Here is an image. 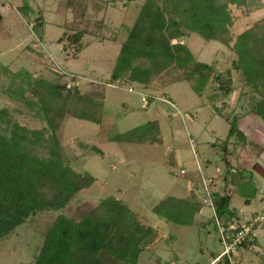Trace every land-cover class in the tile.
<instances>
[{
    "label": "rangeland",
    "instance_id": "1",
    "mask_svg": "<svg viewBox=\"0 0 264 264\" xmlns=\"http://www.w3.org/2000/svg\"><path fill=\"white\" fill-rule=\"evenodd\" d=\"M78 1L81 6H67L65 0H29L34 15L25 19L19 12L24 0H0L3 17L0 23V109H21V114H15L17 120L28 122L32 127L43 125L35 119L26 120L27 113L21 101L4 93L8 88L14 90L16 85L1 67L5 69L7 66L11 73L27 69L36 75H48L49 71L44 67L53 65L54 61L53 69L65 75L68 87L74 83L73 79L78 81L83 92H89L94 86H106L96 121L71 118L59 130L65 157L77 171L89 172L96 179L90 188L73 198L63 213L79 219L101 199H121L139 216L141 223L158 231L155 247L142 253L138 264H211L212 254H220L222 246L213 211L203 197L201 214L196 217L204 224L194 227L166 223L153 213L152 208L165 197L185 198L189 191L202 185V189L206 187L210 194H231V206L244 212H239L241 220L261 221L264 215V177L255 169L264 170L263 123L252 115L241 118L238 129L246 136L245 144L232 137L224 151L229 123L215 114L210 89L199 97L188 81L165 88L158 81L153 92H145L141 87L128 89L106 85L120 43L126 38V30L118 31L117 28L122 23L127 29L132 26L140 2L75 0ZM230 10L234 18L233 36L264 16V6L250 10L248 14L234 6H230ZM38 12L43 13L45 20L40 40L33 33L32 23ZM99 21L104 25L101 30L96 27ZM71 29H85L88 33L77 60L64 59L57 43V39ZM111 31H114L113 35ZM95 34L105 40L99 42ZM182 42L199 61L215 64L220 70L227 69L234 57L225 46L218 42L207 43L196 34L189 35ZM233 79H236L234 74ZM148 95L151 97L149 101ZM238 98L239 88H236L223 102V117L235 110ZM221 104L219 100L214 102L217 107ZM150 121H155L156 126L147 134L144 143L111 140ZM226 162L249 176L251 187L257 189L249 205L245 203L248 195L245 197V194L250 191L242 187L224 190ZM54 215L44 213L20 227L0 251V264H30L41 244V234ZM218 221L221 223L224 219L218 218ZM257 228L256 252L264 249V226ZM256 252L242 250L237 255L238 263L257 264L259 252Z\"/></svg>",
    "mask_w": 264,
    "mask_h": 264
},
{
    "label": "trees",
    "instance_id": "2",
    "mask_svg": "<svg viewBox=\"0 0 264 264\" xmlns=\"http://www.w3.org/2000/svg\"><path fill=\"white\" fill-rule=\"evenodd\" d=\"M65 1L67 6H81L79 1ZM130 2H140L139 11L130 28H125L123 23L117 28L118 31L126 30V38L120 43L106 85L128 89L141 87L145 92H153L158 81L163 88L188 81L199 97L210 89L213 91L211 100L215 114L229 123L222 149L226 150V144L232 137L245 144L246 136L238 129V121L252 115L264 125V16L233 36L234 18L230 6L248 14L250 10L262 8L264 0ZM19 12L25 19L34 15L29 0H24ZM2 18L0 14V23ZM32 23L34 35L42 39L43 13L38 12ZM97 24V30L104 26L101 21ZM191 34L198 35L207 43L218 42L225 46L234 56L230 66L220 70L215 64L195 58L182 42ZM86 35L85 29H71L57 39L64 59L80 58ZM103 40V37L99 38V42ZM52 63L44 67L49 71L48 75H36L27 69L11 73L7 66L5 69L1 67L16 85L14 90L8 88L4 93L21 101L27 113L26 120L35 119L43 125L32 127L28 122L17 120L15 114H21V109H0V251L20 227L45 213L55 215L45 226L41 244L30 264H138L140 255L155 247L158 231L141 223L126 202L106 197L79 219L63 213L73 198L90 188L96 179L89 172L77 171L65 157L59 130L71 118L96 121L106 86H94L89 92H83L78 81L73 79L74 83L68 87L65 75L53 69L54 61ZM233 74L236 79H233ZM236 88H239L236 108L223 117V102ZM147 99L149 101L151 97L148 95ZM216 100L222 101L218 107L214 105ZM155 126V121H150L111 140L141 144ZM223 180L224 190L242 187L250 191L245 194V197L248 194L245 200L248 205L256 195L257 189L250 185L251 178L232 168L228 162ZM210 196L217 218L224 221L232 216L240 218V210L231 206V194L212 192ZM202 197L203 189L199 185L185 198H163L152 211L166 223L190 227L203 225L196 217L201 214ZM256 222L252 226L255 235L246 237L238 247V253L242 250L251 252L258 246L256 231L257 227L264 226V215L261 221ZM258 252L256 263L264 264V249ZM218 255L212 254L213 259ZM218 264L228 262L223 259Z\"/></svg>",
    "mask_w": 264,
    "mask_h": 264
},
{
    "label": "built area",
    "instance_id": "3",
    "mask_svg": "<svg viewBox=\"0 0 264 264\" xmlns=\"http://www.w3.org/2000/svg\"><path fill=\"white\" fill-rule=\"evenodd\" d=\"M206 188V187H205ZM203 186V201L207 202V207L213 211V217L219 235V242L222 246V252L213 259L211 264H218L225 259L228 264H238V247L245 241L249 234L255 235L252 226L256 221H243L239 217H229L224 222H219L215 215L214 204L208 190Z\"/></svg>",
    "mask_w": 264,
    "mask_h": 264
},
{
    "label": "water",
    "instance_id": "4",
    "mask_svg": "<svg viewBox=\"0 0 264 264\" xmlns=\"http://www.w3.org/2000/svg\"><path fill=\"white\" fill-rule=\"evenodd\" d=\"M255 171H256L260 176L264 177V170H263V169H261V168L258 167V169H255Z\"/></svg>",
    "mask_w": 264,
    "mask_h": 264
},
{
    "label": "crops",
    "instance_id": "5",
    "mask_svg": "<svg viewBox=\"0 0 264 264\" xmlns=\"http://www.w3.org/2000/svg\"><path fill=\"white\" fill-rule=\"evenodd\" d=\"M240 212H243V211H241L240 210ZM244 213V212H243ZM245 251V250H244ZM251 252H249V253H253V252H256L255 250H250ZM248 252V251H247Z\"/></svg>",
    "mask_w": 264,
    "mask_h": 264
}]
</instances>
